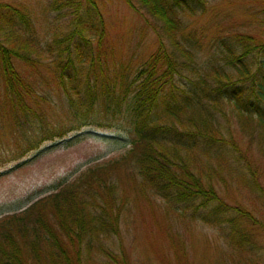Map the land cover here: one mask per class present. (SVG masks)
I'll return each mask as SVG.
<instances>
[{
    "label": "trees",
    "instance_id": "obj_1",
    "mask_svg": "<svg viewBox=\"0 0 264 264\" xmlns=\"http://www.w3.org/2000/svg\"><path fill=\"white\" fill-rule=\"evenodd\" d=\"M123 1L151 20L158 40L155 52L136 67L118 97L111 94L105 22L97 0H51L50 10L64 22L43 48L36 45L30 12L0 3L6 104L16 108L23 94L32 98V89L11 63L13 54L32 68V52H41L51 60L54 79L76 117L89 114L101 98L107 114L129 111L135 132L126 154L110 168L92 167L62 192L2 219L0 264H130L127 252L115 249L113 241L125 205L112 190V197L98 190L111 169L128 165L136 169L146 194L163 202L165 218L179 217L216 231L228 250L224 262L264 264L259 241L264 221L218 194L228 177L264 205L250 147L240 150L225 124L233 114L249 143L256 141L264 150V17L253 19L260 36H221L213 52L201 58L203 44L185 32L182 16L205 7V0H137L139 7ZM48 209L49 223L44 213ZM24 225H31V233ZM23 233L32 238L26 247L30 260L23 257L25 247L18 241Z\"/></svg>",
    "mask_w": 264,
    "mask_h": 264
},
{
    "label": "rangeland",
    "instance_id": "obj_2",
    "mask_svg": "<svg viewBox=\"0 0 264 264\" xmlns=\"http://www.w3.org/2000/svg\"><path fill=\"white\" fill-rule=\"evenodd\" d=\"M50 1L0 0V3L22 6L30 12L36 45L43 48L64 22L50 10ZM131 1L139 7L137 0ZM205 1V7L196 13L182 16L185 32L195 34L203 44L201 58L213 52L215 41L221 36H260L258 23L253 19L264 17L261 0ZM97 2L105 22L106 52L102 53L106 54L110 85L114 84L111 94L118 97L136 67L155 52L158 37L149 26L151 20L145 21L123 0ZM31 57L36 61L32 68L17 54L11 57L12 65L32 89V98L26 99L23 94L20 107L6 104L0 72V221L19 214L40 198L62 192L92 167L110 168L126 154L135 138L130 112L124 108L120 114H107L101 107V98L95 101L89 114L76 117L54 79L51 60L41 52H32ZM225 124L240 150L250 147L260 191L264 192V150L257 148L256 141L249 143L233 114L230 113ZM134 169L130 165L111 169L108 176H102L104 187L98 189L104 197L111 196L112 190L125 205L119 235L113 241L115 249L127 252L130 264H232L224 262L228 250L214 229L201 223L188 224L179 217L165 218L163 202L151 193L146 194ZM218 194L229 205L251 210L264 221V205L228 177L225 184L220 183ZM44 213L49 223L52 214L49 209ZM24 226L31 233V225ZM30 236L23 233L17 238L20 246L25 247L26 260L32 256L26 248ZM259 241L264 254V235Z\"/></svg>",
    "mask_w": 264,
    "mask_h": 264
}]
</instances>
